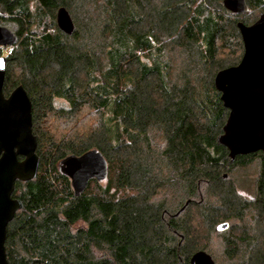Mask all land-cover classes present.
Returning a JSON list of instances; mask_svg holds the SVG:
<instances>
[{
	"label": "trees",
	"instance_id": "1",
	"mask_svg": "<svg viewBox=\"0 0 264 264\" xmlns=\"http://www.w3.org/2000/svg\"><path fill=\"white\" fill-rule=\"evenodd\" d=\"M60 7L71 35L56 27ZM244 14L223 0H0V23L15 28L0 48L3 93L26 91L40 158L36 178L15 185L9 264H189L214 236L225 264H264V152L232 162L217 142L228 110L214 77L241 60ZM235 44L238 58L220 57ZM85 109L97 122L79 132ZM90 150L108 176L75 196L61 161ZM249 165L245 197L233 175Z\"/></svg>",
	"mask_w": 264,
	"mask_h": 264
},
{
	"label": "water",
	"instance_id": "2",
	"mask_svg": "<svg viewBox=\"0 0 264 264\" xmlns=\"http://www.w3.org/2000/svg\"><path fill=\"white\" fill-rule=\"evenodd\" d=\"M223 6L234 14L249 11L245 0H223ZM56 27L66 35L74 32V24L64 7L55 14ZM243 45V55L236 66L220 70L214 77V87L228 117L217 138L226 148L230 160L264 152V12L251 25L237 23ZM14 36L0 27V48L11 47ZM6 57H0V264H9L5 240L9 223L22 202L13 198L16 182H28L36 178L39 159L36 154L37 139L32 133V107L22 86H17L5 96ZM60 171L71 183L74 195L81 194L92 179L104 181L108 165L96 150L81 156H70L61 161ZM187 205V203L185 204ZM182 209L178 212V214ZM229 224H218L216 233L227 231ZM189 264H215L205 251L195 252Z\"/></svg>",
	"mask_w": 264,
	"mask_h": 264
},
{
	"label": "rangeland",
	"instance_id": "3",
	"mask_svg": "<svg viewBox=\"0 0 264 264\" xmlns=\"http://www.w3.org/2000/svg\"><path fill=\"white\" fill-rule=\"evenodd\" d=\"M264 12V8L262 9H249V12L244 14V15H240L237 16L235 18V20L241 21L243 20L244 22H247L248 24L251 25V23H254L257 20V17H259V14ZM0 27H5L7 28L9 31L13 32L15 30L14 26L11 23H7V22H3L0 23ZM10 48V47H9ZM9 48H4V50H10ZM232 51H235V53H232ZM232 53L231 56H229V54ZM241 52L239 51V47L236 46V44L234 45V47L232 49L226 50L225 52H221V56L223 57L225 60L230 61L233 59H236L240 56ZM183 55L179 54L177 57L182 58ZM184 57V56H183ZM181 60H177L176 58V62H175V68L177 69L181 66L180 62ZM57 106H60L59 104L56 103ZM88 109H85L83 111V113L81 114V116L78 117L77 119V129L76 131L79 132H83L85 129L88 128V126L91 128L95 125V122H97V118L96 116H94L92 113H88L87 111ZM92 125V126H91ZM60 131V130H57ZM59 133V132H58ZM62 135V133L59 135L57 134L58 137H60ZM255 166L254 165H249V167L242 169V170H235V174L233 175L235 178H237L239 181V191L240 193L245 196V197H250L252 195L253 191V180H254V176H255ZM168 200V198L166 199V201ZM220 238L214 236L213 238H211V240L207 243V249L205 250L206 253H208L209 255H211L213 257V259L215 260L216 263H220V264H225V260L222 257V251H221V245H220Z\"/></svg>",
	"mask_w": 264,
	"mask_h": 264
}]
</instances>
